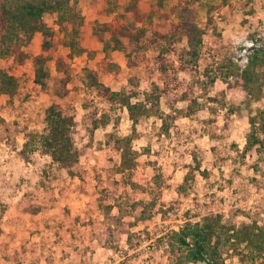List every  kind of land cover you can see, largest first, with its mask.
Here are the masks:
<instances>
[{
	"label": "rangeland",
	"instance_id": "obj_1",
	"mask_svg": "<svg viewBox=\"0 0 264 264\" xmlns=\"http://www.w3.org/2000/svg\"><path fill=\"white\" fill-rule=\"evenodd\" d=\"M128 2L123 0L116 14H122L123 5ZM147 3L153 4L154 0ZM177 3L178 0L164 3L163 18L153 20L145 39L150 38L151 30L168 31L176 20L173 9ZM220 3L221 0H201L194 7V22L203 31L210 22L211 29L216 27L223 41L236 39L240 48L238 62L243 65L254 30L259 31L264 41V0H228L226 6L218 9ZM103 4L104 0H77L76 10L86 21L79 44L86 50L90 39L85 30L92 20L108 23L115 16L105 14ZM44 22L57 30L54 18L44 17ZM208 33L203 36V46ZM57 40L55 56L64 58L72 72V81L67 87L72 94L64 102H73L76 111L73 152L77 175L59 172L50 166V157L38 141L24 149L27 132L45 133L42 120L45 110L55 101L54 86L41 91L34 85L31 58L17 66L11 59L1 57L0 67L9 70L17 83L11 95L0 97V264H172L166 253L170 232L209 215L219 216L221 226L234 228L242 240L239 243L237 239H230L232 232L222 235L218 250L224 264H264V249L257 245L259 240L255 237L259 230L264 231V193L251 197H246L247 193H235L233 198L226 196L223 205H216L215 212L202 207L230 170L228 162L212 167L209 137L215 134L212 131L221 130V139L214 138L222 142L220 145L226 147L231 158L235 157L236 150H244L246 139L253 131L264 142L261 131L264 120H250L264 109V82L248 89L231 81L230 89H226L217 81L208 88L206 98L196 92L194 96L200 108L192 120L179 113L186 103H178L173 109L161 107L172 118L167 120L169 137L161 135L160 119L141 120L131 141L138 166L124 176L123 182L120 175L112 176L109 172L120 162L113 142L133 134L131 121L117 109L111 122L100 125L90 135L84 104L93 102L99 114L104 104L87 87L82 74L85 69H95L96 63L87 51L69 57L68 49ZM95 45L92 48L102 57V43ZM40 47L38 33L22 43V50L30 57L38 55ZM172 47L176 51L168 56L176 60L186 47V38ZM107 54L122 70L117 77L106 79L111 90L136 88L138 92L148 93L154 89L157 75L152 64L131 70L123 55L111 51ZM152 56L153 51L148 50L146 58L150 60ZM47 71L52 79L56 78L54 61L48 63ZM258 72L264 75V67ZM178 78L188 81L183 74ZM224 90L226 94L222 98ZM246 161L258 162L264 173V147L259 152L248 153ZM196 163L200 170L212 171L209 183L195 170ZM43 170L47 172L46 177ZM94 170L102 176V181L118 182L117 186L109 187L106 200L100 201L95 191ZM246 174L250 177L252 171ZM106 206L111 209L107 211Z\"/></svg>",
	"mask_w": 264,
	"mask_h": 264
},
{
	"label": "trees",
	"instance_id": "obj_2",
	"mask_svg": "<svg viewBox=\"0 0 264 264\" xmlns=\"http://www.w3.org/2000/svg\"><path fill=\"white\" fill-rule=\"evenodd\" d=\"M166 1L154 0L153 4H148L147 0H129L123 5L122 14H116L117 7L123 0H104V8L102 7V10L105 9L104 13L115 16L108 23L92 20L91 25L85 30L90 39L89 49L86 50L79 44L80 33L85 29L86 21L76 10L77 0H0V58L7 57L17 66L31 58L34 85L41 91L49 90L52 84L54 86L52 97L55 101L45 110L42 120L45 133L27 132L24 149L33 147L38 141L45 154L50 157V166H54L59 172L77 175L74 172L76 157L73 152L76 111L73 102H64L72 94V90L67 88L72 81V72L64 58L55 56L56 38L68 49L69 57L74 54L82 55L87 51L89 58L96 63L95 69H85L82 74L87 87L93 90L95 97L104 104L100 114L93 106V102L88 101V104H84L90 135L100 125L111 122L117 109L126 114L131 121L133 134L113 142V149L119 153L120 162L109 172L112 176L120 175L123 182L124 176L132 173L138 166L137 154L132 150L131 141L141 120L149 117L160 119V133L169 137L170 127L167 120L172 118L165 114L161 107L173 109L178 103H186L187 106L179 113L184 115V118L192 120L197 117L200 108L195 93L200 92V97L206 98L208 88L217 81L224 84L226 89H230L231 81L236 85L241 83L248 89L263 84L264 75L258 72L264 67L262 35L258 30H254L250 37L252 45L245 50V64L240 65L238 62L240 48L236 39L234 42L230 39L223 41L216 33V27L211 29L210 22L204 31L195 24L193 11L201 0H178L173 9L176 20L168 31L160 33L151 30L150 38L145 39L153 20L157 17L163 18L161 9ZM227 1L221 0L218 9L226 6ZM44 17L54 18L57 30L47 26ZM37 33L41 36L40 53L30 57L22 50V43L30 41ZM207 33L208 40L203 46V36ZM183 37L186 38V47L179 52L176 60L171 59L168 54L176 51L172 46ZM98 42L102 43V57L95 47L92 48ZM148 50L154 53L150 60L146 58ZM109 51L123 55L126 66L131 70L140 65L152 64L153 72L157 75L154 89L148 93L138 92L136 88L111 90L106 79L117 77L122 70L119 63L108 58ZM50 61H54L57 73L54 79L47 71ZM179 74L187 76L188 81H180ZM16 83L15 76L9 74V70L0 67V97L11 95ZM225 94L226 90L222 91V98ZM140 96L141 99H138ZM250 120H264V109L257 111L256 116ZM252 124L254 125L253 122ZM261 127L264 133V123ZM212 132L215 133L209 136L212 167L222 166L228 162L230 170L228 175L216 184V192L209 194L207 197L209 201L202 204V207L209 212H215L216 205H223L226 196L233 198L235 193H247L246 197H251L264 193V173L260 170L258 162L246 161L248 153L259 152L264 147L263 140L256 132H251L246 139L244 150L242 152L236 150L235 157L231 158L226 147L220 145L222 142L214 138L221 139L219 135L221 130ZM231 147L236 149L234 146ZM195 170L199 171L205 183H209L213 176L212 171L200 170L199 163H196ZM249 171H252L250 177L246 174ZM45 173L46 170H43L42 174L46 177ZM93 179L100 201L109 197V187L118 185L114 180L102 181V176L95 170ZM105 208L107 211L111 209L109 206ZM151 217L152 215L147 220ZM142 221L145 222L144 217ZM229 232H232L230 239H237L239 243L242 241L238 239V232L234 228L221 226L219 216L209 215L198 222H186L177 231L173 230L168 235L166 253L172 264H224L218 249L222 235ZM258 232L255 235L257 241L259 240L256 241L257 245L264 249V231Z\"/></svg>",
	"mask_w": 264,
	"mask_h": 264
}]
</instances>
